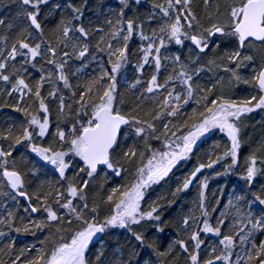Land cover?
<instances>
[{"label": "snow or ice", "instance_id": "obj_1", "mask_svg": "<svg viewBox=\"0 0 264 264\" xmlns=\"http://www.w3.org/2000/svg\"><path fill=\"white\" fill-rule=\"evenodd\" d=\"M12 3L0 19V109L12 112L0 122V264H264V140L240 159L245 122L260 113L264 127V0ZM217 133L227 143L171 200L147 199ZM206 169L237 176L226 203V185L209 200ZM109 176L122 183L106 188ZM194 182L187 213L165 219L161 201ZM115 230L126 252L109 253Z\"/></svg>", "mask_w": 264, "mask_h": 264}, {"label": "trees", "instance_id": "obj_2", "mask_svg": "<svg viewBox=\"0 0 264 264\" xmlns=\"http://www.w3.org/2000/svg\"><path fill=\"white\" fill-rule=\"evenodd\" d=\"M100 0H90V4L95 6L97 3H99ZM103 2L106 5H110L115 7L117 5L118 0H103ZM200 3V0H194V7ZM147 7V5H146ZM17 6L12 3V0H0V19H11L16 12ZM87 15H91V13H86ZM3 29H0V32H2ZM138 47V41L133 40L131 44V48L133 51L136 50ZM175 51V49H173ZM186 51V49H185ZM133 60H135V57H133ZM12 114L11 109H0V122H2L7 115ZM18 115V114H15ZM261 114L255 113L252 115V118L247 120L245 122L246 126L243 130V140L244 144L241 149L240 153V159L241 164L243 163V159L245 156L249 154L251 149L255 147L261 140H264V127L261 126ZM219 142L221 145V148L224 144L227 143L226 138L223 137L222 134L217 133L213 138L205 142L204 144H199L197 149L195 150V154L193 155L192 159L187 162H182L181 165H178L177 169L173 170V173L170 174V177L167 178V182H162L160 185H154L153 188L148 193L147 199L148 200H154L159 196H165L168 200L172 199L171 192L175 189L178 183V178H183V176L189 172L197 163V159L203 161L205 159V152L210 150L211 146L214 145L216 142ZM156 143V142H153ZM217 171L222 170L219 166H217ZM203 175L209 176V191H208V197L209 200H212V191L216 190L220 187H224L225 185L227 187H224V192L222 196V204L227 202V199L229 198L230 193L234 189L237 183V176L236 175H229L226 177H215L212 170L206 169L204 170ZM200 178H203L201 176ZM122 183V179L120 177H114L109 176L108 177V183L106 184V188H110L112 186H116L118 184ZM32 189L29 188V191ZM198 189L196 187V183L194 182V185L187 190L186 192H182L178 194V197L176 198V203L173 204L171 207H167L166 201H161V203L165 204L164 208V217L165 219L169 220H175L178 219L181 213H187L188 209L192 206V202L197 197ZM218 215V213L214 214ZM175 229L171 226L166 228L165 235L163 240H158L157 244L163 246L165 240H170L173 238ZM47 233H39V237L43 239V237ZM126 233L124 230H115L112 236L105 237L104 239L107 241L109 246V253L111 254L112 251H115L116 246L119 245H125V252L127 251L126 247ZM36 243V238L32 236H20L18 238V243ZM140 251V258L145 259L148 256V252L146 250H139Z\"/></svg>", "mask_w": 264, "mask_h": 264}, {"label": "rangeland", "instance_id": "obj_3", "mask_svg": "<svg viewBox=\"0 0 264 264\" xmlns=\"http://www.w3.org/2000/svg\"><path fill=\"white\" fill-rule=\"evenodd\" d=\"M244 86H241V89H243ZM112 177V176H111Z\"/></svg>", "mask_w": 264, "mask_h": 264}]
</instances>
